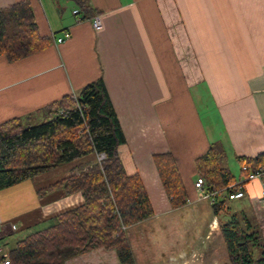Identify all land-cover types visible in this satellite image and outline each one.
Wrapping results in <instances>:
<instances>
[{
    "label": "crops",
    "instance_id": "0c3cea01",
    "mask_svg": "<svg viewBox=\"0 0 264 264\" xmlns=\"http://www.w3.org/2000/svg\"><path fill=\"white\" fill-rule=\"evenodd\" d=\"M20 1L0 0V8ZM26 1L49 44L15 62L0 56V124L42 123L47 106L101 79L125 138L119 159L128 175H139L154 212L125 231L135 263L154 264L181 240L178 256L190 249L228 257L218 225L226 216L196 200L195 161L211 146L222 153L220 164L231 167H239V157L264 153V0H88L87 12L70 0ZM96 17L99 30L92 27ZM65 33L69 38L57 44ZM156 154L172 155L191 204L171 209ZM79 162L61 166L59 180ZM243 188L245 198L228 207L264 211L261 182ZM37 190L27 188L31 208L16 218L27 228L83 203L79 193L63 191L35 200L30 192ZM25 199L19 193L12 205ZM3 228L7 244L19 226ZM157 243L159 250L151 252ZM64 264L119 262L114 251L100 248Z\"/></svg>",
    "mask_w": 264,
    "mask_h": 264
},
{
    "label": "trees",
    "instance_id": "16d2710c",
    "mask_svg": "<svg viewBox=\"0 0 264 264\" xmlns=\"http://www.w3.org/2000/svg\"><path fill=\"white\" fill-rule=\"evenodd\" d=\"M82 12L88 0H70ZM41 37L28 1L0 8V56L15 62L43 50ZM45 121L23 125L19 119L0 124V192L54 170L81 161L68 175L37 196L63 191L80 194L83 203L62 212L40 230L28 233L9 248V264H64L67 260L103 248L114 251L119 264H136L126 229L154 214L138 174L128 175L117 149L125 143L114 109L101 79L84 86L76 95L64 96L44 111ZM104 158L97 161V156ZM216 146L195 161L207 191L217 190L211 209L218 216L227 192L244 191L230 170L220 165ZM240 178L264 166V153L237 158ZM153 164L171 209L186 204V193L171 154H156ZM239 201V200H237ZM224 209L219 232L231 264H264V246L248 215Z\"/></svg>",
    "mask_w": 264,
    "mask_h": 264
},
{
    "label": "rangeland",
    "instance_id": "374dc122",
    "mask_svg": "<svg viewBox=\"0 0 264 264\" xmlns=\"http://www.w3.org/2000/svg\"><path fill=\"white\" fill-rule=\"evenodd\" d=\"M69 7L71 8V6ZM200 110L203 114L205 112V107L200 105ZM220 165L223 167L230 168L229 170L236 177V179L239 178V167L237 166V164H235L234 166L232 165L231 167V165H229L228 163L222 162ZM51 171L46 172L33 180L23 182L20 185L18 184L17 186H14L13 188L0 192V200H3L6 203L5 204L3 201L0 202V221L3 222L4 224L15 223L17 226H19V230L7 238V242H8L7 246L9 248H11L15 244L16 241L24 238L28 233L32 231L40 230L48 225V222H42L41 224H36L32 227L27 228V227H24V224L20 222L21 220H17L16 218L20 216V214H18L20 210H23L24 208H27V207L28 209L31 208L30 203L28 202V197H27L29 193H26L27 188H31V186H33L36 189H38L37 191H39L40 189H43L44 187L55 182V180H59L61 178L60 177L61 168L58 170H51ZM242 180H244L243 177L240 178V181ZM37 191L35 193L36 195L33 192H30L32 193V197H34L35 200L44 199L45 197L49 195L48 194V195H45L39 198L37 196ZM19 193L21 196H25L26 198L24 204L23 205L22 204L12 205V200ZM241 209L248 215V218L252 222V225L255 226V228H257L258 235L260 236L259 238L260 245L264 246V211L260 209H256L253 206L242 207ZM227 210L230 212H239L238 208L234 209V208L228 207L226 208V211ZM224 212L225 211H223V213ZM218 225H219V222H218ZM212 226H213L212 228L213 231H216L215 229L217 225L213 224ZM160 244L161 243H159V245ZM176 244L177 245H175L174 243V248H171V250L165 252L166 257L161 258V260H159L158 262L154 264H231L228 257H226L225 253L221 254L219 252L216 254V259L209 258L207 256L204 257L203 254L199 256L198 254L201 252H199L198 250H194L195 253H193V251L190 249H188V251H185V255L178 256L185 242L181 240L179 243H176ZM159 245L158 243L155 244L154 247L151 245L152 246L151 252H154V253L157 252L156 250H159L158 248Z\"/></svg>",
    "mask_w": 264,
    "mask_h": 264
},
{
    "label": "built area",
    "instance_id": "2783aa9c",
    "mask_svg": "<svg viewBox=\"0 0 264 264\" xmlns=\"http://www.w3.org/2000/svg\"><path fill=\"white\" fill-rule=\"evenodd\" d=\"M73 15L77 16L79 15V11L75 10L73 11ZM76 20L79 22L81 19L76 18ZM92 27L94 30H99L101 28V22L99 17H96L92 21ZM69 38V34L65 33L63 37L57 38L56 43L61 44L64 42L66 39ZM97 161H100L104 158L102 154L98 155ZM254 181V180H259L262 184V193L261 196L264 198V166H260L257 170L254 172H251L247 178H245L242 181H239L237 184L243 183L244 181ZM194 189L196 192V200L197 201H204L208 204V206L212 207L214 204L217 203V197L220 192L217 190H212V191H207L205 187V182L201 177H197L195 182H194ZM245 198L244 191L242 189H239L238 192H227L225 194V200L223 204V208L220 211L223 212L225 208L229 205V203L237 200H243ZM186 204H191L189 200H186ZM185 204V205H186ZM4 223L0 221V264H9V259H8V251L9 248L6 243L3 242V228Z\"/></svg>",
    "mask_w": 264,
    "mask_h": 264
}]
</instances>
